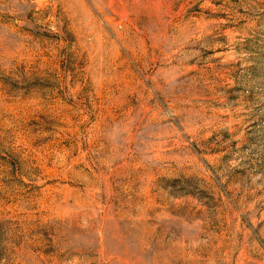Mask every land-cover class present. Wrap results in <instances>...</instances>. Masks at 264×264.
Listing matches in <instances>:
<instances>
[{
    "label": "rangeland",
    "instance_id": "rangeland-1",
    "mask_svg": "<svg viewBox=\"0 0 264 264\" xmlns=\"http://www.w3.org/2000/svg\"><path fill=\"white\" fill-rule=\"evenodd\" d=\"M0 264H264V0H0Z\"/></svg>",
    "mask_w": 264,
    "mask_h": 264
}]
</instances>
